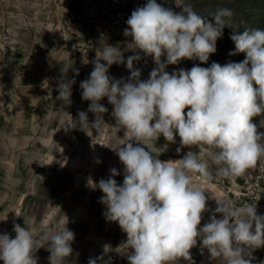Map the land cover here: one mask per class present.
<instances>
[{"label": "clouds", "instance_id": "clouds-1", "mask_svg": "<svg viewBox=\"0 0 264 264\" xmlns=\"http://www.w3.org/2000/svg\"><path fill=\"white\" fill-rule=\"evenodd\" d=\"M175 3L179 12L157 0H147L131 13L123 35L131 38L127 50L133 55L126 61L120 47L107 43L104 34L98 38L93 70L80 83L82 99L90 102L88 112L95 120L89 123L87 112L80 111L78 123L103 135L107 125L103 114L108 109L100 101L106 97L113 106L116 126L128 139L115 151L124 166L123 183L118 184L115 177L120 173L112 168L107 179L98 184L91 181L90 186L103 193L99 202L105 206L106 220L118 223L127 236L123 245L130 250L128 264H179L181 259L194 264L190 250L198 241L201 254L207 249L212 260L253 264V251L264 247V215L257 213L256 203L238 205L218 197L212 211L204 188L213 178L209 162L193 151L176 161H162L158 156L178 135L177 153L184 147H198L208 155L220 178L243 176L264 159V132H258L253 123V117L264 114V30L244 29L230 36L235 51L229 54H246L242 62L194 65L169 74L166 67L184 59L206 63L216 52L223 29L232 28L233 17L228 8L202 15L181 0ZM140 52L156 65L147 80H141V70L134 67L142 58ZM113 64H125L130 76H110ZM70 68L72 64L64 63L57 81L56 99L65 117L61 127L66 130L77 124L64 110L72 103L76 82L67 78ZM259 127H264V119ZM161 136L168 143L157 147ZM208 211H212L209 222L201 227ZM13 231L14 238L0 234L3 264H38L35 254L40 248L50 253L49 264H64L73 254L75 233L67 224L53 229L45 220L38 237L26 227V221L24 227L14 224ZM100 260L102 257L90 258L88 264Z\"/></svg>", "mask_w": 264, "mask_h": 264}, {"label": "rangeland", "instance_id": "rangeland-1", "mask_svg": "<svg viewBox=\"0 0 264 264\" xmlns=\"http://www.w3.org/2000/svg\"><path fill=\"white\" fill-rule=\"evenodd\" d=\"M146 2L0 0V234L8 233L14 238L13 225L24 227L25 221L37 237L45 220L53 229L67 224L75 239L71 245L73 254L64 264H88L90 258L98 257H102L98 264H128L126 256L130 250L123 245L127 236L118 223L106 220L105 206L99 202L103 193L90 186L91 181L98 184L100 179H107L112 168L120 173L115 177L118 184L123 183L124 166L115 151L128 137L116 126L111 114L113 106L106 97L100 101L108 109L103 114L107 124L103 135L88 127L81 128L78 112H87L89 123L95 120V115L88 112L90 102L82 99L80 83L93 70L92 61L99 54V36L104 34L107 43L120 47L126 61L133 55L127 50L131 38L123 35L128 27L127 19ZM157 3L177 12L181 10L175 0H157ZM181 3L190 4L202 15L214 14L219 8L231 9L232 28L223 29L216 42L217 50L206 63L184 59L168 65L165 71L169 74L179 69L190 70L194 65L210 67L213 62L221 65L242 62L246 54H229L235 51L230 36L244 29L264 30V0H181ZM208 19L214 23L211 16ZM139 54L142 58L134 67L141 70V80H147L156 65L151 57ZM64 63L72 64L67 78L76 81L72 86V103L64 110L77 124L67 130L61 127L65 117L60 110L61 102L56 99L57 81ZM108 74L116 79L130 76L125 64H113ZM262 119L264 114L253 117L258 132H264V127H259ZM165 143L168 142L161 136L156 146ZM178 147L177 135L176 142L170 143L158 158L176 161L193 151L198 158L208 161L213 178L204 188L210 210L217 207L218 197L234 200L238 205L249 203L246 186L253 168L235 179L220 178L203 150L191 146L177 153ZM195 179L199 182L198 176ZM212 211L203 214L201 227L209 222ZM190 252L194 264H222L219 259H210L207 249L201 254L200 241ZM35 255L38 264H49L50 253L45 248ZM252 255L253 264H261L264 247ZM179 264L189 262L181 259Z\"/></svg>", "mask_w": 264, "mask_h": 264}, {"label": "built area", "instance_id": "built-area-1", "mask_svg": "<svg viewBox=\"0 0 264 264\" xmlns=\"http://www.w3.org/2000/svg\"><path fill=\"white\" fill-rule=\"evenodd\" d=\"M246 192L249 203H256L257 213L264 215V159L252 169L247 181Z\"/></svg>", "mask_w": 264, "mask_h": 264}]
</instances>
